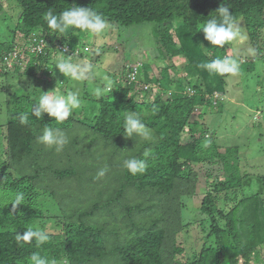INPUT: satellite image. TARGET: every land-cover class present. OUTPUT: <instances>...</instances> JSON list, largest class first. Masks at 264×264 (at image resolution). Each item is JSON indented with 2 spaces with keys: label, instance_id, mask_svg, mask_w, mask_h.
<instances>
[{
  "label": "trees",
  "instance_id": "16d2710c",
  "mask_svg": "<svg viewBox=\"0 0 264 264\" xmlns=\"http://www.w3.org/2000/svg\"><path fill=\"white\" fill-rule=\"evenodd\" d=\"M14 1L21 9L16 30L22 38L0 44L2 62L28 39L49 40L67 47L68 54L79 50L90 33L73 30L57 36L50 34L44 20L49 9L59 14L76 5L102 13L112 24L109 34L152 24L155 58L165 67H158L159 79L148 64L141 69L144 84L161 87L159 93L148 96L140 86L134 91L136 80L126 79L132 68L124 66V78L121 75L117 81L111 76V93L98 98L83 90L81 107L63 123L46 113L42 119L30 115L26 124L21 123L20 115L30 113L39 98L21 91L9 96L0 144V264H28L33 252L60 264H264V191L246 196L244 184L249 176H240L238 148L223 151L216 134L204 131L201 124L206 111L221 102L210 98L224 94V76L217 78L218 89L215 73L201 65L216 55L227 56L229 45L212 46L200 31L216 15L222 0ZM224 3L244 21L247 41L255 46L264 26L252 14L263 13L264 0ZM199 42L206 45L209 55ZM25 53L29 56L26 75L34 76L37 66L32 62L41 55ZM48 55L37 61L47 66L44 74L50 78L58 73L63 94H67L68 77L50 65ZM179 57L186 59V66H169L167 58ZM20 69V65L10 70L2 67L0 77L7 72L19 76ZM173 86L175 90L167 95ZM189 88L192 95L186 91ZM199 108L202 112L197 114ZM124 111L136 112L156 140L126 139ZM45 125L65 133L68 143L62 151L39 142ZM133 156L146 161L144 174L133 176L123 167V161ZM200 164L217 172L207 176L199 208L202 236L197 251L188 256L183 234L193 225L181 221V210L185 209L183 200L196 195L199 179L194 167ZM101 169H105L103 176L98 175ZM16 191L25 193V202L13 212L10 202ZM29 227L46 231L49 240L42 245L35 240L18 242L17 232L23 234Z\"/></svg>",
  "mask_w": 264,
  "mask_h": 264
},
{
  "label": "rangeland",
  "instance_id": "374dc122",
  "mask_svg": "<svg viewBox=\"0 0 264 264\" xmlns=\"http://www.w3.org/2000/svg\"><path fill=\"white\" fill-rule=\"evenodd\" d=\"M0 5L2 8L0 9V44L12 42L15 38V40L22 38L16 30V27L20 25L21 19L19 5L14 0H0ZM252 19L259 21L264 26V11L261 14H252ZM239 23L243 39L230 42L226 54L228 53L227 56L236 55L240 61L241 74L235 77H223L225 85L224 94L215 93L210 98L213 102L217 99L221 102L211 112L206 111L201 124L204 131H207L209 134H216L214 136L216 143L223 151L227 148H238L239 157L237 166L240 176H249L244 184L245 194L246 196H252L264 191L261 184V182H264V28L261 31L262 34L259 42H256L255 46H251L247 41V31L244 21L239 19ZM154 28L150 24L139 26L137 29L112 30L114 33L111 32V34L107 33L109 30L102 35L90 34L91 36L87 35V43L82 44L79 50L77 49L73 54H68V48L65 46L60 50L59 46L51 44L49 40L42 43L37 40L29 42L28 39L27 44L25 43L23 48H18L13 52V59H8L6 62L9 70L15 65L21 66L19 76L7 72L5 77H0V144H2V135L5 131L3 127L7 122L5 102L11 94L21 91L23 94L26 93L39 98L43 94L42 92L51 90L55 91L58 89L63 93L62 90L65 87L61 83L63 82L62 79L58 78V73H53L50 78L44 74L47 66L45 64L42 65L41 61H37L41 57L45 60L48 54H50L48 55L50 65L53 67H55L56 60L60 58L59 52L64 55H72V59L76 63H90L92 65V73L89 79L75 82L68 77L71 86L70 89H66L67 92L69 90L78 91L81 95L83 90H88L93 93L94 89L100 86V83H103L105 75L109 78L114 76L117 81L122 76L124 78L121 71L126 66V68H132V72L126 75V79L132 80V82L136 80L134 91L137 90L138 86H142V89L147 91L148 96L155 94V92L159 93L161 87H158L157 84L155 86L144 84L145 78L141 71L144 65L148 64L155 79L160 78L158 69L160 61L156 59L157 55L154 53H157V49L154 48ZM151 38L153 39L149 41ZM199 39L201 40V37ZM34 42H38V45H33ZM199 43L200 48L204 51L201 45L205 48L206 45L201 42ZM253 47L258 51V55L255 57L248 53V49ZM25 52H36L41 55L40 57H35L32 62L33 65L37 66L34 76L28 77L26 75L29 56ZM220 56L216 55L215 58H221L222 56ZM166 60L169 66L173 65L177 68L186 66L185 58L171 60L167 58ZM57 71L59 72L58 69ZM169 72L171 76L174 75L172 71ZM180 74L183 75V73ZM60 75L62 74L60 73ZM132 75H134V78H131ZM212 75L216 77V88L220 89L221 86L218 85L217 78H221L222 76L218 74ZM62 77L64 76L62 75ZM64 78L67 79V77ZM110 79L112 80V77ZM174 90L175 87H171L167 95L171 94ZM186 91L190 95L193 94L190 88ZM200 112H202L201 108L196 113L199 114ZM205 125L208 127L207 130L204 128ZM183 136H186V133ZM211 167L201 164L194 167L199 179L196 195L183 200L185 209L181 210V221L184 224L193 225L191 227L192 232L188 231L189 233L183 234V241L186 245L185 252L188 256L192 252L197 251L196 246L202 236L198 223H201L203 217L200 215L199 208L203 193L206 190L207 176L211 172H217L215 169L211 171ZM262 199H264L263 196Z\"/></svg>",
  "mask_w": 264,
  "mask_h": 264
},
{
  "label": "clouds",
  "instance_id": "9594fccd",
  "mask_svg": "<svg viewBox=\"0 0 264 264\" xmlns=\"http://www.w3.org/2000/svg\"><path fill=\"white\" fill-rule=\"evenodd\" d=\"M215 13V16H212L200 27V31L203 32L206 41L212 46L223 48L230 42L243 39L239 19L232 14L230 8L224 3V0H222L221 6L218 7ZM44 20L50 29V34H56L57 36H67L73 30H79L80 32L93 35H102L112 27L111 22L102 13L89 7H78L76 5L63 10L59 14H55L52 9H49L44 15ZM201 46L205 51V55L209 54V49L205 48L203 45ZM62 47L63 46L59 45L60 50ZM15 51L16 50L13 52ZM13 52L8 56L6 61L3 62L4 67L7 68L6 62L8 59H13ZM59 53L60 58L56 60L54 64L59 70V73L64 77H70L75 82H81L90 78L92 73V65L90 63H76L71 58L72 55ZM248 53L253 57L258 55V51L254 47L249 48ZM176 59H182V57ZM159 66L163 68L165 64L161 62ZM201 67L211 73L231 77L240 75L242 71L240 61L235 54L233 56L212 59L203 63ZM131 78H134V75H132ZM140 87L142 88V86ZM112 90L113 81L105 75L102 85L94 89L93 95L99 98L107 93H111ZM42 93L43 94L39 96L38 102L33 105L31 112H25L20 115L21 123L26 124L30 115L42 119L45 113L55 122L63 123L73 114V110L79 109L82 105V97L78 91L69 90L67 94H63L57 89L55 91L51 90ZM124 112L126 116L123 122V135L126 139L140 137L148 142H154L156 140V137L142 122V118L136 112ZM38 140L44 145L54 147L57 152L62 151L64 146L68 143V138L60 128L49 127L48 125L44 126L43 134L38 137ZM123 167L129 174L136 176L146 172L147 163L145 160L133 156L123 161ZM104 174L105 169H101L98 172L99 176H103ZM24 202L25 193L16 191L10 202L13 212H15L17 206L24 205ZM16 240L24 243H31L35 240L37 245H42L49 240V235L44 230H37L29 227L25 229L23 234L17 232ZM28 264H60V262L56 260L50 261L39 252H33L28 258ZM65 264H67L66 261Z\"/></svg>",
  "mask_w": 264,
  "mask_h": 264
},
{
  "label": "built area",
  "instance_id": "2783aa9c",
  "mask_svg": "<svg viewBox=\"0 0 264 264\" xmlns=\"http://www.w3.org/2000/svg\"><path fill=\"white\" fill-rule=\"evenodd\" d=\"M4 65V63L2 61H0V68H2Z\"/></svg>",
  "mask_w": 264,
  "mask_h": 264
}]
</instances>
